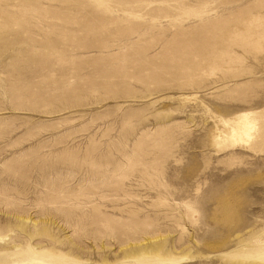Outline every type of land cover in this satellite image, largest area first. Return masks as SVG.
Instances as JSON below:
<instances>
[{
    "label": "rangeland",
    "instance_id": "374dc122",
    "mask_svg": "<svg viewBox=\"0 0 264 264\" xmlns=\"http://www.w3.org/2000/svg\"><path fill=\"white\" fill-rule=\"evenodd\" d=\"M0 264H264V0H0Z\"/></svg>",
    "mask_w": 264,
    "mask_h": 264
}]
</instances>
